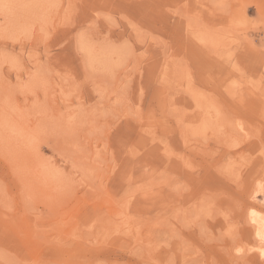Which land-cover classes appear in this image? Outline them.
Listing matches in <instances>:
<instances>
[{
  "label": "rangeland",
  "instance_id": "obj_1",
  "mask_svg": "<svg viewBox=\"0 0 264 264\" xmlns=\"http://www.w3.org/2000/svg\"><path fill=\"white\" fill-rule=\"evenodd\" d=\"M262 192L264 0H0V264H264Z\"/></svg>",
  "mask_w": 264,
  "mask_h": 264
},
{
  "label": "bare ground",
  "instance_id": "obj_2",
  "mask_svg": "<svg viewBox=\"0 0 264 264\" xmlns=\"http://www.w3.org/2000/svg\"><path fill=\"white\" fill-rule=\"evenodd\" d=\"M66 12V11H65ZM52 15V14H51ZM141 39V38H140ZM206 41V40H205ZM143 43V42H142ZM32 52V51H31ZM98 54V53H97ZM97 56V55H96ZM183 72V71H182ZM177 76V75H176ZM176 89V88H175ZM87 115V114H86ZM79 116V115H78ZM197 116V115H196ZM195 117V115H194ZM200 117V115H198V118ZM198 118H196L195 121H198ZM91 119V118H90ZM59 124V123H58ZM65 125V124H64ZM68 125V124H67ZM52 126V125H51ZM70 126V125H69ZM203 126V124H202ZM51 128V127H50ZM200 128V127H199ZM58 130V129H57ZM67 130V129H66ZM69 130V129H68ZM42 131V130H41ZM59 132V131H58ZM43 133V131H42ZM61 133V132H60ZM41 134V132H40ZM66 134V133H65ZM56 135V134H55ZM58 136V134H57ZM14 137V136H13ZM49 137V136H48ZM57 139V138H56ZM54 140V139H53ZM62 140V139H61ZM63 141V140H62ZM7 142V141H6ZM33 142V141H32ZM57 142V141H56ZM23 144V143H22ZM46 144V143H45ZM57 144V143H56ZM24 145V144H23ZM28 145V144H27ZM69 146V144H68ZM37 147V145H36ZM19 148V147H18ZM28 150V149H27ZM21 151V150H20ZM22 153V152H21ZM34 153V152H33ZM20 155V153H19ZM35 155V154H34ZM15 156V155H14ZM36 156V155H35ZM39 156V155H38ZM42 157V156H41ZM18 158V156H17ZM18 163V162H17ZM26 163V162H25ZM19 168V167H18ZM186 170V169H185ZM261 179V177H260ZM57 184V183H56ZM259 184V183H258ZM260 188V187H259ZM55 189V188H54ZM251 196V195H250ZM262 198L264 199V193L262 192ZM204 199V198H203ZM250 209H253V208H256V205L255 204H250ZM258 208V207H257ZM250 213V212H249ZM252 217H251V221L253 223V226L256 230V235H259V236H262V233H263V228H264V216H262L260 213L256 212V211H252ZM183 223V222H182ZM257 256L262 259L264 261V250H259L258 253H257Z\"/></svg>",
  "mask_w": 264,
  "mask_h": 264
}]
</instances>
